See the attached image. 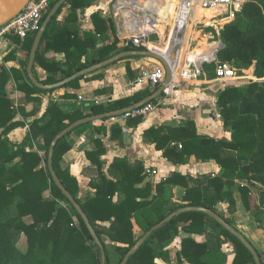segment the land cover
<instances>
[{
	"label": "trees",
	"instance_id": "obj_1",
	"mask_svg": "<svg viewBox=\"0 0 264 264\" xmlns=\"http://www.w3.org/2000/svg\"><path fill=\"white\" fill-rule=\"evenodd\" d=\"M86 5L85 0H67L48 24L36 52L35 62H41V53L49 51L63 53L65 60L64 63L52 61L47 65L46 71L51 75L41 83H57L123 51L145 50L143 47L130 45L120 51L116 40L110 45L99 47L96 37H105L112 33L113 29L106 17L98 13L91 15L92 31L80 34L77 30L68 28L67 24L78 23ZM242 6L234 21L226 24L221 31L220 37L224 46L215 53V61L209 65L215 64L216 68L217 63L234 62L237 66L249 70L254 78L263 81L251 82L244 86H227L219 93L217 105L224 127L230 133L229 140L197 135L192 122L175 128H151L145 135L155 143L156 149L161 151L170 163H181L186 156L213 161L223 170L222 176L226 179H237L248 184L249 188H240V194L244 207L250 210V186H256L260 190V205H263L264 201V0L246 2ZM63 10L68 13L60 23L57 18ZM169 11L175 15L174 6L170 7ZM164 22L169 23L168 20ZM34 36L24 40V45L30 41L28 55ZM173 42L171 39V44ZM171 44L169 46L168 42H165L164 46L171 49ZM149 49L161 54L158 46L150 44ZM212 50L213 48L204 53V56H211ZM84 58L85 62L82 63ZM21 77V73L15 69H0V264H101L100 248L94 243L81 217L51 179L47 166L48 149L56 135L71 123L128 107L154 91H142L107 105L80 107L70 113L62 112L57 104L50 102L42 117L29 124L24 141L16 144L9 140L8 134L15 128L24 126L23 122L16 120V117L19 114L23 116L24 112L23 107L14 108L6 90L8 82L14 79L16 89L25 92L22 103L35 101L32 97L35 91L53 92L35 88L28 78L26 82L19 83ZM84 77L62 88L74 86ZM27 87L31 90H27ZM64 97L69 99L72 95L66 94ZM140 120L141 117H136L126 122L132 124L139 123ZM91 124L82 125L72 132ZM112 131L120 133L117 125L112 127ZM101 132L105 130L94 127V135ZM67 136L59 140L54 148L53 168L61 184L80 205L95 230L102 244L105 264H111V260L103 236L114 244V254L119 259L117 264H120L138 239L179 208H207L231 225V221L215 209L216 205L228 197L230 211L234 210L231 192L224 191L225 185L228 188L233 186L231 182L224 183L221 178L207 177L205 187H202L203 181H195L186 191L183 198L185 203L171 208L165 204H154L152 199L138 202L137 196H151V191L133 189L136 183L143 180L140 176L143 170L141 164L137 163L133 168H128L126 163H111L109 174L120 170L122 176L117 181L108 179L102 172L100 161L105 149L101 139L97 137L92 138L93 148L85 154L96 167L99 181L89 183V187L95 190L94 196L81 201L78 197L80 184L71 177L68 169L60 166L63 156L70 149L66 142ZM37 141L42 142L38 148L40 151L44 150L45 159L32 151V143ZM25 143L28 145L25 146ZM173 143L180 145L181 149L176 145L171 147ZM44 160L46 164L42 167ZM6 177L7 183L4 182ZM179 179L182 180L181 175L173 174L161 181L157 185V194H162L164 184L175 183ZM117 183L125 193V199L121 203L112 202ZM45 187L50 188V199L42 197ZM60 200L69 204L71 212L58 203ZM12 209L16 210L19 219H11ZM24 216L31 217V223L22 221ZM73 217L78 225L74 224ZM132 219L143 231L139 238L134 236ZM105 223L108 225L103 226ZM181 224H186L187 227L181 228ZM180 228L188 234L210 235L215 243H220V237H223L225 241L232 243L235 250L231 264H255L251 253L235 237L209 216L199 212L183 213L154 230L126 264H156V258L163 257L165 253L162 249L177 235ZM216 228L219 232L213 235L209 229ZM22 236L27 243L24 253L18 251L15 245ZM215 250L208 243L197 244L190 238L182 239L181 242L182 258L189 264H224V258H220ZM257 255L260 264H264V255L258 252Z\"/></svg>",
	"mask_w": 264,
	"mask_h": 264
},
{
	"label": "crops",
	"instance_id": "obj_2",
	"mask_svg": "<svg viewBox=\"0 0 264 264\" xmlns=\"http://www.w3.org/2000/svg\"><path fill=\"white\" fill-rule=\"evenodd\" d=\"M172 6H174V4L166 0L163 3V8L160 7L157 11L162 16L161 20L157 21L154 26L146 24L144 28L146 30L157 31L159 33L158 37H162L165 27L164 20H170L171 16H173L169 11ZM67 13L68 11L66 10L65 15ZM204 15L210 17V12L195 8L194 12L189 17L190 23ZM190 23L184 33V41L176 66L177 69L182 66V58V64H187L188 60L196 53H208L212 48V53L218 51H216V47L219 45V42L215 44V42L211 41L213 37H209L207 34L202 36L199 31V36L193 39V28H191ZM181 24L183 25L184 23ZM88 25L89 24L85 20L83 22L78 21L77 24H67L68 28L77 30L80 34L93 30V27ZM184 27L185 26H183L182 29H185ZM16 42L17 39L15 37H9L6 41L0 42V69H15L19 71L22 76L19 83H24L27 78V74L23 75L24 63L21 47L24 46V41L19 40V43H21L20 46H16ZM186 45L188 49L190 46L194 47L191 49V52L187 51L184 53V47H186ZM201 47L202 49L200 50L199 48ZM158 48L160 49L159 53L164 54L167 58L169 57L171 49L165 47L164 43L159 45ZM197 48L199 50L196 52L195 49ZM201 55L204 56V54ZM64 60L65 56L63 53H56L53 51L41 53V62H35L33 66L34 76L40 82L45 81L46 78L51 75L49 71H46L47 65L52 61L64 63ZM197 62L198 61H196V64L200 63V61ZM203 64L201 65V72L204 73ZM160 66L161 63L159 61L150 57L125 58L104 69L85 76L74 86L55 89L53 92L47 93L35 91L32 97L36 100L26 103H20V100L25 97V92L17 90L16 82L12 79L8 82L6 90L10 93V98L15 102V105L23 107V116L19 114L18 118L20 119L16 117V120L23 122L24 126L15 128L8 134V138L13 143L21 144L27 135L29 124H31L33 120L42 117L50 102L57 104L62 112L70 113L80 107L88 108L93 105H107L110 102L133 96L142 91H152L151 88L143 85L136 86L131 90H128L127 87L142 70L153 71ZM239 79L241 80V78ZM212 82L211 80L203 78L202 80H195L190 83L188 87H183L181 83L177 87L175 95L166 101L165 106L141 117L139 123L128 124L122 118H116L112 121V124L118 126L120 130L119 134L110 129L109 131L94 135V127L92 125L72 132L66 137V142L70 149L63 156L60 166L63 169H68L71 177L75 178L79 184L83 181L87 182V189L92 190L90 196H94L95 190L89 187L91 179L86 178L85 174L88 172L86 169L95 170V177H97L98 172L96 167L86 158L85 153L92 150V138L97 137L101 139L105 149L104 154L100 156V161L102 163V172L108 179H115V181H117L122 176L120 170L114 171L112 175L109 174L108 168L111 163H126L128 164V168H133L137 163L141 164L143 170L140 176L143 180L142 182L136 183L133 189H143L144 192L151 191V196H137L136 201L138 202L152 199L154 204H165L166 207L171 208L185 203L183 198L186 191L193 186L195 181H203L204 184L202 187H205V180L207 177L211 179L221 178L224 183L231 182L233 186L228 188V186L225 185L224 191L231 192L234 201V210L230 211L227 201L228 197H226L223 202L216 205L215 209L231 221V225L245 237L259 254L264 255V229L259 226V223L252 215L254 204H256L259 209L263 210L264 205H260V195L252 194L253 190L250 186L251 209L246 210L241 199L240 188L244 186L249 188L248 184L237 179H233V181L226 179L222 176L223 170L213 161H202L196 159L194 156H186L181 163H170L164 158L162 152L156 149L155 143L145 135V132L151 128H175L185 126L187 122H192L195 126L197 135L214 139H225L228 141L230 133L225 129L223 120L217 118L218 115L220 116L217 99L219 93L223 91L224 88L218 92L212 90L205 93L203 90L206 89L207 91L210 87L204 89L199 87L211 84ZM244 84L245 82H241L239 86H244ZM189 89H192V92ZM27 90H31L30 87H27ZM66 94L72 95V98H65L64 95ZM174 145L176 144L173 143L170 146L172 147ZM151 171H154L155 175L148 173ZM173 174L181 175L182 180L179 179L175 183L164 184L162 194L158 195L157 185ZM210 191L213 192L212 189H210ZM124 199L125 193L117 183L112 202L121 203ZM132 224L135 231L138 226L134 219H132ZM103 225L107 226L108 224ZM182 227H187V225L181 224V228ZM181 228L177 235L162 249L165 254L163 257L156 258V264H189L181 255V242L182 239L185 238H190L197 244L208 243L211 245V248L213 247L216 249L215 251L220 258H224V264H231L233 262L235 250L232 243L228 240L225 241L223 237H220L221 242L215 243L210 235L188 234ZM214 230L215 229H209L212 233Z\"/></svg>",
	"mask_w": 264,
	"mask_h": 264
},
{
	"label": "built area",
	"instance_id": "obj_3",
	"mask_svg": "<svg viewBox=\"0 0 264 264\" xmlns=\"http://www.w3.org/2000/svg\"><path fill=\"white\" fill-rule=\"evenodd\" d=\"M58 0H29L22 10L9 20L4 25L0 26V42L6 41L9 37H15L20 41H24L31 35H35L43 22V18L52 6ZM166 0H113L110 3H105L108 15L114 25V31L124 47L133 46L136 48H145L150 43L151 35L159 36L157 31L146 30L144 26L151 24L154 26L157 21L161 20L162 16L157 12L158 7L163 8V3ZM170 1V0H169ZM249 0H180L176 9V14L172 23L171 30L168 35V44L172 39V35L176 28L187 29L190 23L189 17L194 12L195 8L208 10L220 8L221 13L225 17L219 20L220 24L226 25L234 21L236 13L241 6ZM181 23H184L183 25ZM181 25V27H180ZM221 49L219 44L216 51ZM150 50V49H148ZM204 53H196L190 58L187 64H183V68L175 70V74L171 84L166 90L156 98L144 106L125 114L122 117L127 121L130 118L144 117L158 108L165 106L166 101L175 95L177 87L184 82H189L195 79V72L201 71L203 63L215 61V53L211 56H203ZM202 56L204 58H202ZM196 61H200L196 64ZM216 75L223 82H231L237 78L236 73L226 64L217 63L215 68ZM165 79V69L161 65L153 71L142 70L127 87L128 90L134 89L136 86H146L155 91L163 83ZM218 119L221 116H217ZM116 118H112L115 120ZM181 149V146L178 145ZM155 175L154 171L148 172Z\"/></svg>",
	"mask_w": 264,
	"mask_h": 264
},
{
	"label": "water",
	"instance_id": "obj_4",
	"mask_svg": "<svg viewBox=\"0 0 264 264\" xmlns=\"http://www.w3.org/2000/svg\"><path fill=\"white\" fill-rule=\"evenodd\" d=\"M29 0H0V26L7 23L9 20H11L14 16H16L22 8L26 5V3ZM67 0H58L50 9L48 14L46 15L45 19L43 20L40 29L35 34L33 43L29 52L28 56V62L26 66V74L28 80L31 82V84L40 90L43 91H51L55 89L62 88L69 84L72 81H75L81 77L87 76L89 74H92L96 71H99L101 69H104L114 63H117L118 61H121L125 58H131V57H150L153 58L161 63V65L165 69V79L163 83L158 87L151 95L143 98L142 100L138 101L137 103H134L128 107L106 112L103 114L93 115L89 117H85L82 119H79L70 125H68L65 129H63L56 137L52 140L49 149H48V156H47V166L48 170L51 176V179L55 186L59 189V191L62 193V195L65 197V199L71 204V206L75 209L77 214L81 217L83 220L86 228L88 229L92 239L94 240V243L100 248L101 251V264H105V257H104V251L102 248V244L97 237L95 230L93 229L92 225L90 224L87 216L83 212L80 205L75 201V199L69 194V192L65 189V187L61 184L59 181L55 170L53 168L52 160H53V153L54 148L57 145L58 141L70 134L74 129L88 124V123H95L99 121H103L105 119H111V118H118L122 117L125 114L131 113L132 111L144 106L145 104L155 100L158 98L162 93L166 90V88L171 84L176 66L179 61V55L182 49V43L184 41V33L185 29L177 28L175 32L173 33V43L171 44V41L169 43V46L171 44V53L167 60L164 58V55L156 53V51H151L148 49L145 50H127L123 51L117 55H114L100 63L94 64L92 66H89L79 72L74 73L70 77H67L63 79L62 81H59L54 84H43L40 81L36 79L33 73V66L35 63V56L36 52L38 50V47L40 45L42 36L48 26V24L51 22L52 18L56 15V13L59 11V9L63 6V4ZM221 47H223L222 44H220ZM188 212H199L203 213L207 216H209L211 219H213L218 225H220L223 229H225L229 234H231L233 237H235L252 255L255 264H260L259 257L257 255L256 250L252 247V245L245 239V237L232 225L228 224L226 221H224L220 216H218L215 212L203 208V207H192V206H186L183 208H179L175 212H173L171 215H169L164 221L154 226L151 230L146 232L138 241L134 244V246L130 249V251L127 253V255L124 257V259L120 262V264H126L128 259L133 256L137 250L142 246V244L146 241V239L152 234L154 230L159 229L162 227L164 223L169 222L172 218L177 217L183 213Z\"/></svg>",
	"mask_w": 264,
	"mask_h": 264
},
{
	"label": "rangeland",
	"instance_id": "obj_5",
	"mask_svg": "<svg viewBox=\"0 0 264 264\" xmlns=\"http://www.w3.org/2000/svg\"><path fill=\"white\" fill-rule=\"evenodd\" d=\"M111 1H113V0H85L87 7L85 8L83 14H81L78 21L83 22L85 20L89 24L88 26H92L91 15L93 13H98L99 15H101L104 18L106 17L105 19L107 21H109V24H111L113 31H112V33L107 34L105 37L104 36L103 37H100V36L96 37L98 44H99V47L104 46V45H110L114 40H116L117 41V48L120 51H123L125 47L121 44L120 39L117 37V35L114 31V25H113L109 15H108L106 7H105V3H110ZM250 1H254V0H249L248 2H250ZM169 3L174 4V6H175L174 8L176 11V9L180 3V0H170ZM242 7L243 6H241V8ZM65 11L66 10H63L62 13L57 18L58 21H60V23L65 17ZM204 11H209L210 17L209 16L207 17L204 15L203 17H201L199 19L191 21V23H190L191 28H193V31L191 30L192 31V38L195 39V37H198L199 36L198 32L200 31L201 32L200 34L202 36L207 34L209 37L210 36L213 37V40H211V41L215 42V44H218V42H219V44L223 45V43L221 41L220 33L223 30V28L225 27V25L222 24V22H221V24L219 22V20L221 18L225 17V15L221 14L223 12V10L220 8H214V9H208V10H204ZM202 13H204V12H202ZM174 17H175V15L173 14V16H171V18H170V21L168 20L169 23L164 22L165 27H164V32L162 34L163 35L162 37L159 38L155 34L151 35L149 37L150 43L147 46L148 49H149L150 44L155 45V46H159V45L169 41L168 35H169L170 30H171ZM29 44H30V41H27L25 43V45L21 47V50L23 52V63H24L23 66L24 67H26V64L28 61L27 58L29 56L28 55ZM20 45H21V43H19V41H17L16 46H20ZM192 48H194V47L190 46V48L188 49L187 45H186V47H184V53H186L187 51L191 52ZM199 49L201 50L202 47ZM199 49L197 48V49H195V51L197 52ZM83 62H85V58L82 59V63ZM182 62H183V58H182ZM182 62H181V65H183ZM223 63H226L236 73L237 78L235 80H233L231 82L220 81V79L218 78V76L216 75V72H215V64L209 65V63H205V64H203L204 73L201 71L195 72V79L192 81H189V82L182 83L183 84L182 86L188 87L190 85V83L194 82L195 80H202L203 78H206L207 80H211L213 82L211 84H207L205 86L197 85L199 87H202L201 89H204L206 87H210L209 90H207V91H206V89L203 90L206 93V92L212 91V90L215 92H218L227 86H232V85L233 86H239L241 84V82H243V83L245 82L244 85H247L248 83H251V82L259 83V82L263 81V79L254 78L252 76V74L249 72V70H245V69L241 68L240 66H237L236 64H234V62L223 61ZM181 68H183V66H181L179 69H181ZM179 69H177V70H179ZM23 71H25V69H23ZM239 78H241V80ZM189 90L192 92V89H189ZM8 94L10 96L9 92H8ZM23 98L20 100V103L23 102ZM11 101L13 102V100H11ZM13 106L15 109L18 108V106L15 105V102H13ZM18 117L19 116H17V118ZM18 119H20V118H18ZM112 121L113 120L111 118V119H106L103 121L92 123L91 125L93 127L102 128L105 131H109L114 126L112 124L113 123ZM27 145L28 144L25 143V146H27ZM38 145H42V142L41 141H39V142L37 141V143L33 142L32 143V151L36 152L38 155L42 156L45 159V152H44V150L40 151V149L38 148ZM45 164L46 163L44 160L41 163V166L45 167ZM86 170H88V172H86V174H85L86 178L91 179L92 182L99 181L98 175H97V177H95V175H96V172H94L95 170H90V169H86ZM7 180H8V178L6 177L4 179V182L7 183ZM86 186H87V182H84V181L81 182L78 197L83 202L86 199H88L89 197H91L90 193H92V190L87 189ZM45 188H46V190L43 191L42 197L44 199H50V197H51L50 188L49 189H48V187H45ZM251 188L253 190L252 194L260 195V190H258V188L256 186H251ZM58 203L60 205H62L63 207H65L68 211L70 210V206L66 201L60 200ZM263 205H264V201H263ZM263 205H261V206H263ZM12 211L13 212L11 215V219H13V220L19 219L18 214L16 213V210L12 209ZM70 212H71V210H70ZM252 215L257 220V222L259 223V226L262 229H264V207H263V210H261V209H259V207L256 204H254L253 210H252ZM21 219H22V221H25L26 223H31V221H32L31 217H29V216H27V217L24 216ZM73 219L75 221L74 224L78 225L76 218L73 217ZM103 226H105V225H103ZM218 232H219V230L216 228L213 232V235L217 234ZM142 234H143V231L140 230L139 227L135 229V231H134L135 238H139ZM102 239L109 249L111 264H117L119 259L114 254V244L112 242H110L107 237L103 236ZM15 245H16L18 251H20L21 253H24L27 249V243H26V240L23 236Z\"/></svg>",
	"mask_w": 264,
	"mask_h": 264
},
{
	"label": "bare ground",
	"instance_id": "obj_6",
	"mask_svg": "<svg viewBox=\"0 0 264 264\" xmlns=\"http://www.w3.org/2000/svg\"><path fill=\"white\" fill-rule=\"evenodd\" d=\"M164 58L167 60V57L166 56H164Z\"/></svg>",
	"mask_w": 264,
	"mask_h": 264
}]
</instances>
